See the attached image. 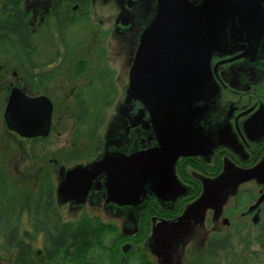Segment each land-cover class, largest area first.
Listing matches in <instances>:
<instances>
[{
	"label": "flooded vegetation",
	"instance_id": "obj_1",
	"mask_svg": "<svg viewBox=\"0 0 264 264\" xmlns=\"http://www.w3.org/2000/svg\"><path fill=\"white\" fill-rule=\"evenodd\" d=\"M55 2L56 0H20V8L25 17V26L29 32V44L33 52L30 53L26 61L25 72L22 70L20 74L14 50L10 48L9 58H7V53L0 52V124H3L8 135L16 138V140L30 142L48 137L51 131L53 113L55 110H63L62 102H66V99L70 98L73 105L66 106V110H76L75 114L77 110H90L85 90L80 89L75 92L69 90L67 92L63 85L56 90L50 89L46 82L49 81L50 77H58L51 74L53 68H57L58 65L54 64V67L47 71H38L39 64L35 63L32 56L36 51L34 36L42 26L53 19L55 34L58 35L61 44L65 45V33L72 25L64 31H61V25L67 22L68 19H74V25L79 18H87L94 5L100 6L102 15L94 19L93 22H96L97 27L92 28L91 31L95 34L100 31L106 35L108 34L106 37L109 38L108 47H104L105 52L100 53V58L105 56V62L112 61L115 71L110 70L107 65L105 68L108 78L109 71L115 72L116 80L113 83L116 88L113 86L114 84L112 85V80L109 86L111 90L118 91L116 98L109 103L113 111L104 123L103 131L98 139L99 143L96 144L94 149L96 153L90 159L75 161L71 164H64L61 156L58 159L53 157L48 160L53 166L49 172L53 177V195L55 206L60 213L61 223L74 227L73 224L86 222L91 226L99 225L105 228H113L102 235V237L110 235L111 243L113 242L112 249L110 248L107 255L110 261L109 264H129L130 259H137V264H191V261L195 259L193 258L194 255L197 258L204 255L211 235L224 231L227 227L230 228L233 225L241 226L246 222L254 225L252 217L255 213L259 214V223L264 214V200L250 212H247V208L261 194H264V176L242 183L236 195L231 196L224 204L222 214L219 217L215 218L213 210L210 208L205 211L203 227L206 239L204 242L201 239L202 233L199 230H193L183 239L175 237L173 247L170 246L165 251L152 243L150 245L148 240L152 235L153 227L161 220H172L181 215L185 206L201 194L202 181L205 178H214L219 175L223 171L225 163L241 168L264 164V33L255 43H242L240 47L229 45L227 51H217L211 59L216 91L211 97L202 102L205 111L203 116L200 117L201 119L199 118V124L201 123L210 150L201 156L190 155L178 158L175 169L178 178L185 185L184 190L187 192L184 195L175 201H161L151 196L145 205L138 207L136 213H134L131 206L120 207V205H116L111 201H105L102 196L103 191L97 189H92L89 192L91 195L89 194L81 202L67 198L61 200V203H57L55 177L59 166L69 167L78 163L85 164L96 159L103 150L105 143L103 135L108 123L117 127L115 138L113 137L111 143H109L110 150L116 148L131 153L157 144L151 129L145 128L146 126L143 123L146 115L141 116L139 114V120H133L132 122L139 121L140 124L133 127L121 125L122 115L118 116L119 121L114 119L116 110H130L129 114L132 115L138 110H147L139 101H128L125 104L124 99L139 35L147 21L154 16L155 11L153 9L156 0H89L87 7L75 1L69 5L68 12L65 9L55 11ZM59 2L63 4V1ZM62 4L60 5L64 7ZM92 41L95 42V39L93 38ZM49 61L51 62V60ZM215 65L217 66L216 70H214ZM73 66V73H78L79 68L87 67L84 58L78 59ZM13 67L15 71L12 70ZM8 75L12 76L11 78L15 77L16 83L14 85L10 84L7 88L5 83ZM70 75L72 77L67 76L65 80L73 82L77 75L72 74V72ZM14 88H19L28 97L45 96L50 100L51 124L47 136H23L16 130L8 128L4 113L8 97ZM101 96L103 98L102 104L105 101V94L101 92ZM16 110L42 109L29 107L23 109L20 107ZM17 124L15 121L14 125ZM247 184L255 186V194L250 192L249 198L245 196L242 201L245 208L239 211L238 214H234L232 209L236 206L234 202L238 200V194L242 192ZM247 192L245 191V194ZM227 206H230L231 209ZM62 209L67 216L72 217L74 220L66 221L65 215L63 217L61 213ZM116 209L120 210L115 213ZM129 210L136 214V217L130 214ZM224 217L229 219L228 224L223 223ZM26 222V216H24L21 226L25 229L28 228ZM68 222H71V224H68ZM24 223L26 226H23ZM191 223L194 224L193 221ZM115 241L119 245L113 248ZM93 247L94 244L87 254L90 263L93 262V259L89 257V253ZM35 252L36 259L41 258L38 264H59V262L66 261L63 253L57 256L56 260L58 262L50 263L43 258L41 249ZM11 257L12 255L6 258L0 256V262L5 259L8 264H11ZM70 263L72 262L70 261Z\"/></svg>",
	"mask_w": 264,
	"mask_h": 264
},
{
	"label": "water",
	"instance_id": "obj_2",
	"mask_svg": "<svg viewBox=\"0 0 264 264\" xmlns=\"http://www.w3.org/2000/svg\"><path fill=\"white\" fill-rule=\"evenodd\" d=\"M153 11L154 16L139 35L124 99L125 104L139 101L147 110L134 115L130 110H116L114 119L122 115L121 125L133 127L140 124L132 122L139 120V114L146 115L143 123L151 129L157 144L131 153L110 150L117 127L108 123L103 150L96 159L59 166L55 177L57 203L67 198L81 202L97 189L103 191L105 201L131 206L136 213L151 196L175 201L184 195L185 185L175 169L178 158L201 156L210 150L199 118L205 111L202 102L216 91L211 59L215 52L227 51L229 45L255 43L264 33V0H156ZM20 107L42 110H16ZM51 111L45 96L28 97L14 88L4 117L8 128L20 135L45 137L50 131ZM263 176L264 164L241 168L225 163L219 175L202 181L201 194L185 206L181 215L153 227L150 245L165 251L173 247L175 237L183 239L193 230L202 233L204 242L205 211L210 208L213 216L219 217L242 183ZM263 200L261 194L247 212ZM228 221L223 218V223ZM252 221L258 223V213Z\"/></svg>",
	"mask_w": 264,
	"mask_h": 264
},
{
	"label": "rangeland",
	"instance_id": "obj_3",
	"mask_svg": "<svg viewBox=\"0 0 264 264\" xmlns=\"http://www.w3.org/2000/svg\"><path fill=\"white\" fill-rule=\"evenodd\" d=\"M91 10L87 18H79L74 25L68 28L65 33V45L61 44L58 35L55 34L53 19L42 26L34 36L36 51L32 59L35 63L39 64L38 71H47L54 67V64L58 65L57 68H53V72L51 71L52 75H57L58 77H50L49 81L46 82L49 85L48 87L56 90L63 85L67 92L69 90H73L74 92L80 89L85 90L90 116L85 124H76V110H66V106H73L72 100L68 98L66 102H62V106H64L63 110L54 111L51 131L48 137L30 142L16 140V138L8 135L3 124H0V165L6 171L9 180L16 181L19 185H30L33 182V177L36 176L39 170L41 172L44 166L51 171L53 166L48 161L50 158L55 157L58 159L61 156L64 164H71L75 161L90 159L96 153L94 149L96 144L99 143L98 139L103 131L104 123L113 111L109 103L112 99L116 98L118 91L111 90L109 86L111 80L112 85L115 83V72L109 71L108 78L105 68L107 65L110 70L115 71L112 61L108 60V62H105V56L100 58V53L105 52L104 47H108L109 38H106L108 34L106 35L102 31L95 34L91 31L92 28L97 27L96 22L94 23L93 21L102 15L101 8L99 5H94ZM93 38L95 42L92 41ZM9 53H7V58L10 56ZM83 58L86 61L87 67H83L84 70L79 68L78 73H73L74 63L78 59ZM50 63L53 65L51 64V67H48ZM18 67L20 74L22 73V69L19 65ZM12 70L15 71V68L13 67ZM71 72L77 75V78L74 77L73 82L65 80L67 76L72 77L70 75ZM9 75L5 83L7 88L10 84L14 85L16 83V78H11L12 76ZM113 86L115 87V84ZM101 92L105 94V101L102 104L103 98ZM51 181H53L52 176ZM245 191H248L247 194L250 192L255 194V186L247 184L242 192L238 194V200L234 202L236 206L232 207L234 214H238L239 211L245 208V204H241L245 199ZM239 204H241L240 207H238ZM227 207L229 208L230 206ZM61 213L63 217L65 215L66 221L74 220L72 217L67 216L63 209ZM68 224H71V222H68ZM23 226H26L25 223ZM254 227L255 225L246 222L241 226L233 225L230 228L227 227L224 231L216 233L215 235H228L230 237L231 244L228 249L221 252L216 259L205 255L197 258L194 255L193 258L195 259L191 261V264H210L213 262H217V264H239L245 261L243 258H247L246 260L249 263L264 264V255H260L259 261L255 256L252 260L248 258L250 254L249 250H258L259 252L256 244H251V247L247 246L254 234ZM112 244L110 235L102 237L98 244H94L89 253V257L93 259V262L89 264H109L110 261L107 255L110 248L112 249ZM118 245L119 243L115 241L113 248L115 246L118 247ZM34 246L36 250L41 249V237L35 241ZM4 257L6 258L7 256ZM40 259V257L37 258L38 262H40ZM56 261L58 262V260ZM137 263V259H130L129 261V264ZM0 264H8V262L4 259ZM59 264L73 263L66 260L61 263L59 262Z\"/></svg>",
	"mask_w": 264,
	"mask_h": 264
},
{
	"label": "trees",
	"instance_id": "obj_4",
	"mask_svg": "<svg viewBox=\"0 0 264 264\" xmlns=\"http://www.w3.org/2000/svg\"><path fill=\"white\" fill-rule=\"evenodd\" d=\"M59 1H63V4ZM75 1L85 7L89 3V0H56L54 10L65 9L68 12L69 5ZM24 20L20 0H0V52L9 53L12 48L18 65L25 72L24 64L33 50ZM73 23L74 19H68L61 25V31ZM89 116L90 110H77L76 124H85ZM53 190L51 175L45 166L33 177L30 185H19L9 180L0 165V256L12 255L11 264H38L34 243L39 237L42 238L41 254L46 261L53 263L63 253L65 259L72 263L89 264V249L99 242L106 231L113 229L91 226L86 222L73 224L74 227L63 225L55 206ZM249 195L245 194L248 198ZM24 216L28 225L26 229L21 226ZM254 225V234L247 246L256 244L259 252L249 250L248 258L252 260L255 256L259 261L260 255H264V214L260 222ZM230 244L228 235H211L204 255L216 259ZM246 259L243 258L245 261L239 264H254Z\"/></svg>",
	"mask_w": 264,
	"mask_h": 264
}]
</instances>
